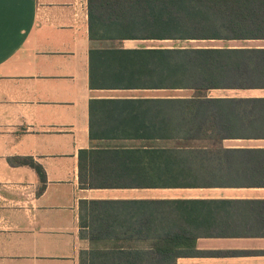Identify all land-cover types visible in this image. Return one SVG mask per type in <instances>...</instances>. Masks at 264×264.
I'll return each mask as SVG.
<instances>
[{"label": "crops", "instance_id": "crops-1", "mask_svg": "<svg viewBox=\"0 0 264 264\" xmlns=\"http://www.w3.org/2000/svg\"><path fill=\"white\" fill-rule=\"evenodd\" d=\"M87 1L0 0V264H81L82 252L92 245L80 215L88 220L140 219L149 214L150 200L100 199L147 198L173 199L152 203L166 219L178 220L182 212L188 221L208 220V227L186 229L194 250L181 253L174 247L176 253L155 263L148 255L151 247L141 243L120 248L129 253L123 262L86 254L83 264H264V53L208 58V76L216 70L220 77L254 81L208 85V125L219 129L209 131L208 142L221 141L220 148L208 149V187L84 188L79 150L92 147L91 141H116L90 139V125L98 130L127 123L133 109L127 101L134 99L142 100L136 105L147 123L150 114L159 116V109L164 114L161 100L194 92L98 85L104 73L108 77L117 69L101 49L173 47L180 44L163 43L181 40L92 42ZM183 42L187 44L180 46L264 49V39ZM126 62L121 61L124 68ZM128 141L121 137L119 142ZM14 156H29L41 165L42 191L35 170L10 163ZM149 190L170 192L154 195Z\"/></svg>", "mask_w": 264, "mask_h": 264}, {"label": "trees", "instance_id": "trees-1", "mask_svg": "<svg viewBox=\"0 0 264 264\" xmlns=\"http://www.w3.org/2000/svg\"><path fill=\"white\" fill-rule=\"evenodd\" d=\"M88 33L92 42L123 39L208 40V39H264V0H88ZM110 43V44H111ZM113 46V45H112ZM111 55L116 71L100 78L98 85L113 87H149L193 89L188 98H167L163 115L150 114L147 123L144 112L133 103L127 123L101 126L90 125V139L106 138L115 142H92V147L78 153V176L84 188H188L208 187V149L221 147L220 140L208 142V85L231 86L252 84L249 77L219 76L218 71L208 76V58L224 54H263L264 49H228L201 46H173L144 49H101ZM127 59V65L121 61ZM216 63L218 61H212ZM219 64V62H218ZM107 79L109 81H107ZM105 80V81H104ZM91 84V81H90ZM229 86V87H230ZM259 99H245L258 101ZM159 101V102H161ZM137 106V107H136ZM244 130L249 126H241ZM227 132L231 134L230 128ZM221 131V130H220ZM223 131H225L223 129ZM227 133V134H229ZM252 135V134H250ZM220 136V135H218ZM126 137L132 143L119 142ZM209 145V146H208ZM14 165H27L35 170L42 191L45 174L41 165L29 156L9 159ZM212 175V174H211ZM212 179L209 181L212 184ZM150 200L149 214L140 219H84L80 226L92 245L82 252L101 260L125 261L128 251L120 248L147 243L150 261L158 262L164 255L194 250V238L185 235L186 229L207 224L208 220L188 221L182 212L172 221L158 214L157 200L173 199H100ZM93 202V201H91ZM186 202V201H184ZM188 202V201H187ZM208 204V201H205ZM82 203H86L83 201ZM183 210V209H182ZM154 211V212H153ZM162 212V211H161ZM166 231L165 235H160ZM172 231L174 233H172ZM102 246L101 250H97ZM103 257V258H102ZM134 259V258H133Z\"/></svg>", "mask_w": 264, "mask_h": 264}, {"label": "rangeland", "instance_id": "rangeland-1", "mask_svg": "<svg viewBox=\"0 0 264 264\" xmlns=\"http://www.w3.org/2000/svg\"><path fill=\"white\" fill-rule=\"evenodd\" d=\"M163 44H175V45H176V44H177V45L180 44V45H183V44H187V43H184L183 41H179V42H176V43L168 42V43H163ZM188 44L190 45V44H198V43H189V42H188ZM204 44H208V43H204ZM131 143H132L131 141H128V142L125 143V144H126V145H129V144H131ZM148 192H149V194H154V195H156V194H158V193H159V194H164V193L167 194V193L170 192V191H167V192L165 191V192H164L163 190H152V191L149 190ZM171 192H172V191H171Z\"/></svg>", "mask_w": 264, "mask_h": 264}]
</instances>
